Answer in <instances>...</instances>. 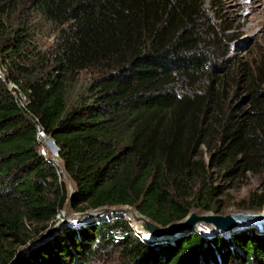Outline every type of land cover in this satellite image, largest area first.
Listing matches in <instances>:
<instances>
[{
  "label": "trees",
  "instance_id": "trees-1",
  "mask_svg": "<svg viewBox=\"0 0 264 264\" xmlns=\"http://www.w3.org/2000/svg\"><path fill=\"white\" fill-rule=\"evenodd\" d=\"M212 20L204 0H0V264H264L255 228L148 241L117 217L35 243L67 196L36 120L76 185L75 212L129 205L166 226L193 207L221 212L214 169L264 171V54L249 71L220 58L228 35ZM37 21L55 27L51 50ZM249 204L262 210L264 191Z\"/></svg>",
  "mask_w": 264,
  "mask_h": 264
},
{
  "label": "rangeland",
  "instance_id": "rangeland-1",
  "mask_svg": "<svg viewBox=\"0 0 264 264\" xmlns=\"http://www.w3.org/2000/svg\"><path fill=\"white\" fill-rule=\"evenodd\" d=\"M27 5L24 2V9L20 7L19 10L26 12L25 6ZM204 6L207 7L211 19H213L212 23H216L217 26L222 28L220 29L222 37L228 35L224 47L220 50V58H225L224 60L232 58L247 67L248 71L255 70L258 61L264 54V0H204ZM36 23L35 41L43 51L51 50L56 43L55 27L44 22L37 21ZM256 62L258 63L255 65ZM217 63L218 68H221L223 60L220 59ZM79 78V84H86L91 80V75L89 72L83 71L80 73ZM202 151L204 158L208 160V154L204 149ZM45 154L49 155L46 149ZM49 157L51 159V155ZM223 175V170L214 169L212 171L213 185L223 191L222 196L217 197L221 205V212L218 214L226 215L236 211L249 210L258 211L249 208L251 207L249 196L252 192L263 193L264 171L258 174L248 171L245 175L238 174L234 178L224 177ZM193 209L200 210L196 207H193ZM61 218V215H59L56 222L60 221ZM202 234L207 235L203 232ZM100 263L101 261L98 264ZM113 263H117V261L113 260Z\"/></svg>",
  "mask_w": 264,
  "mask_h": 264
},
{
  "label": "water",
  "instance_id": "water-1",
  "mask_svg": "<svg viewBox=\"0 0 264 264\" xmlns=\"http://www.w3.org/2000/svg\"><path fill=\"white\" fill-rule=\"evenodd\" d=\"M50 140L53 142L56 154V158L51 156V160L58 168V173L62 178L61 181L65 186L67 196L61 209V220L56 222L49 231L35 243L51 237L52 234L57 233L63 227H80L87 223L116 219L117 217H121L128 221L136 233L148 241L174 237L179 233L193 231L196 228H198L201 233H207V236H212L213 234L230 236L231 234L243 230H250V228H255L258 233L264 234V210L236 211L222 215L213 211L206 212L201 209H193L182 220L174 221L166 226H162L156 221L154 222L141 214L138 209L129 205H104L96 209L75 212L72 209V202L78 194L76 185L65 170L64 163L58 154L59 149L56 147L54 141L52 139Z\"/></svg>",
  "mask_w": 264,
  "mask_h": 264
},
{
  "label": "built area",
  "instance_id": "built-area-1",
  "mask_svg": "<svg viewBox=\"0 0 264 264\" xmlns=\"http://www.w3.org/2000/svg\"><path fill=\"white\" fill-rule=\"evenodd\" d=\"M7 89L10 92L13 99H15L17 105L25 110L26 106L29 103V100L27 99L24 92L21 90L20 86L13 81H8ZM34 122H35L36 136H37L39 143L41 144L39 153L43 156H46L45 147H44V143H43L42 139L47 137V136H45L42 127L38 124V121L36 120ZM57 217H59V216H57Z\"/></svg>",
  "mask_w": 264,
  "mask_h": 264
},
{
  "label": "bare ground",
  "instance_id": "bare-ground-1",
  "mask_svg": "<svg viewBox=\"0 0 264 264\" xmlns=\"http://www.w3.org/2000/svg\"><path fill=\"white\" fill-rule=\"evenodd\" d=\"M43 143H44V146H45V149L47 150V152L53 157V158H56V154H55V149H54V146H53V142L45 137L42 139ZM137 224V223H136ZM197 229V228H196Z\"/></svg>",
  "mask_w": 264,
  "mask_h": 264
}]
</instances>
